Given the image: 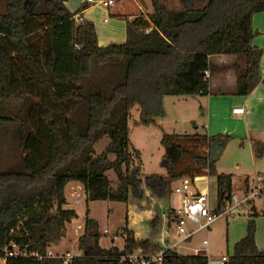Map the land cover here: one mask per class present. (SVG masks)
Segmentation results:
<instances>
[{"label":"trees","instance_id":"16d2710c","mask_svg":"<svg viewBox=\"0 0 264 264\" xmlns=\"http://www.w3.org/2000/svg\"><path fill=\"white\" fill-rule=\"evenodd\" d=\"M149 1L152 13L127 24L125 43L99 47L93 24L75 19L85 3L71 13L62 0H0V130L11 137L0 158V260L11 243L44 254L61 242L66 224L77 218L63 208L70 183L84 188L87 202L126 203L130 193L142 199L143 185L162 196L173 183L206 176L215 178L218 205L231 195L232 175L215 169L227 137L164 134L165 176L141 180L128 119L138 106V124L150 126L164 117L165 96L209 94L204 72L212 70V56L243 58L236 94L247 96L261 81L262 51L251 46V20L264 0H206L202 8L199 0H178L177 11ZM104 137L109 143L95 156L94 145ZM258 216L264 217V192L261 211L251 206L246 235L228 264H264V249L254 241ZM95 225L85 218L78 238L83 254L72 264H118L125 253L148 250L130 234L122 250L103 249L89 231ZM169 255L171 264H206L203 257ZM7 264L60 262L10 258Z\"/></svg>","mask_w":264,"mask_h":264},{"label":"rangeland","instance_id":"374dc122","mask_svg":"<svg viewBox=\"0 0 264 264\" xmlns=\"http://www.w3.org/2000/svg\"><path fill=\"white\" fill-rule=\"evenodd\" d=\"M141 1L145 2L144 4L143 2L141 3L143 11L145 13H152L150 1ZM160 2L168 11L180 10L178 0H160ZM205 4L206 0H199L197 8H202ZM237 59L236 61L244 64L243 58ZM227 90H229V88H227ZM178 99L180 98L178 97ZM163 100V109H165L164 112L166 116L164 113L163 118L155 119L153 125L142 126L138 124V106H135L130 111V117L128 119V139L133 148L140 154L139 176L141 179L148 175L165 176V169L162 166L164 151L161 146V138L164 134L172 135L193 132L192 124L188 122L194 115L197 117V114L190 100H188V102H178V105L174 103L183 100H177L176 97L172 96H165ZM223 126H226L227 130H231L234 123L226 119L222 126H220L221 130ZM239 130L237 132H240ZM5 132H7V130H5ZM258 132H260V130ZM217 136L228 138L225 149L219 158L220 164L225 169L224 172L229 170V172L235 175L233 178L234 185L232 191L238 198H242L244 194V180L246 179L243 174L247 173L252 179L255 178L257 174L262 173V171L264 172V166H260L262 160L254 159L252 155L249 154L245 145L244 148L246 150L243 151L240 142L234 139V135L230 133L220 132L215 135H208V137ZM10 140V135L7 136L0 130V158L2 154L5 153L7 143H9ZM108 141V138L104 137L94 145L95 156L102 153ZM257 149L258 147H256V150ZM253 153L254 155L256 154L255 150ZM110 159H112V157H110ZM235 164H239V169L234 168ZM106 177L110 186L116 189L118 182L114 173L112 171H107ZM206 177L209 178L210 200L212 205L215 206L217 204L216 183L213 177ZM178 184L179 181L171 184L170 188L166 190L162 196H159L143 185L142 189L144 195L142 199H137L130 193L126 203L111 201L86 202L84 200L81 206L72 204V198L69 196V186L67 185L64 189L67 204L64 205L63 208L75 211L77 218L66 224L65 237L58 244L51 246L50 250L52 254L60 255L66 252L73 253L76 256H81L83 254V252L79 250L78 238L84 233L86 215L88 218L95 221V227L89 228V231L98 235V244L103 249L115 247L118 250H122L128 234H130L135 241L147 242L148 252H152L166 245H172L179 240V237L175 232L174 221H170L167 214L169 209L174 205V200H176V197L173 195V190ZM77 186L81 187L79 184ZM78 197L80 198L81 195ZM252 205H255L257 209L256 212L259 214L262 206V199H255L251 204L239 207L236 213L231 217L218 220V222L214 223L208 232L204 231L195 235L187 247L182 245L180 248H174L173 251L181 255L190 254L192 252L185 248L197 247L202 239H208L210 254L212 256L215 257L224 254L232 256L234 243L240 239V236L244 234L247 227L248 216ZM141 207L143 209H141ZM225 221H227V223ZM260 221L263 222V220H255L254 222V239L258 244L263 245L264 222L263 224H259ZM105 230L106 232H104Z\"/></svg>","mask_w":264,"mask_h":264},{"label":"crops","instance_id":"0c3cea01","mask_svg":"<svg viewBox=\"0 0 264 264\" xmlns=\"http://www.w3.org/2000/svg\"><path fill=\"white\" fill-rule=\"evenodd\" d=\"M62 1L64 2L65 7L71 13L76 12L80 8V6L84 3L88 5V7L84 11L80 12L79 15L82 17L84 21L93 24L97 35V44L99 47H108L112 45H120L125 43L127 39V24L132 22L138 16L146 17L147 15L151 14L150 12L145 13L143 11L141 7L142 6L141 3L143 2L144 4L145 2L141 0H112L113 7H104L101 4V2L105 0H91V2H87V0H62ZM251 23H252L253 32L255 33V35L251 39V46L254 48H258L262 51V56L259 60V65H258V74L261 81L253 88V90L247 96H240L236 94L237 91L236 72L238 68L244 66V64H241L239 63V61H236L238 60L237 57L212 56L210 58V62L212 64V70L208 71V78H207L209 85V94H207L206 96L179 97L180 99L176 97L177 100H183V101H176L174 104L178 105L180 102H188V100H190L191 104H193V107L196 110L197 117H195L196 115H194V117H191L190 118L191 120H189L188 122L192 124V131H193L192 133L204 132L207 136L215 135L216 133H220V132L230 133L234 135L235 137L234 139L240 142L243 151L246 150L244 148L245 145L247 147L249 154L252 155V157L256 160L257 159L262 160L260 166L261 165L264 166V136H263L264 84L262 83V81H264V10L254 14ZM227 88H229V90H227ZM163 107H164V100H163ZM233 109H242V113L234 114L232 112ZM226 119L234 123V126L231 130H227L226 128L227 125L223 126L222 130L220 129V126H222V124L225 122ZM157 123L160 124L159 122ZM238 130L240 132H237ZM259 130L260 132H258ZM108 143L105 145V147L108 145ZM259 146H261V151L257 152L256 147ZM254 150L256 153L255 155L253 153ZM234 168L239 169V164H235ZM215 169L218 174L232 175V189H233V185H234L233 178L235 175L229 172V170L227 172H224L225 169L221 166L220 159H218V161L216 162ZM257 175H260L264 181L263 171L262 173ZM243 176L246 177V179L244 180V192H245L251 178L247 175V173L243 174ZM197 178L199 183L202 180H204L205 182H207L209 186L208 177H197ZM77 185H78L77 183L68 184L69 196L70 198H72L73 205H75L74 203L75 198L71 196V190L72 189H75L77 191L83 190L82 186L79 187ZM79 200H81L82 202L84 200L86 201V197L81 196ZM66 204H67V200H66ZM81 204L75 206H81ZM141 209L143 208L141 207ZM167 216L168 219L171 221V218L169 217L168 214ZM86 217L88 216L86 215ZM255 220L257 221L263 220L264 222V217L258 216L257 218H255ZM225 222L227 223V221ZM263 222L260 221L259 224H263ZM245 235H246V229L244 234L240 236L239 240L244 238ZM238 241H236L234 245ZM254 241H255V246L258 250L264 249V244L263 245L258 244L255 239Z\"/></svg>","mask_w":264,"mask_h":264},{"label":"built area","instance_id":"2783aa9c","mask_svg":"<svg viewBox=\"0 0 264 264\" xmlns=\"http://www.w3.org/2000/svg\"><path fill=\"white\" fill-rule=\"evenodd\" d=\"M91 2V0H87ZM104 7H113L112 0L102 1ZM78 23H82L83 19L80 15L75 16ZM205 79L208 78V71L204 72ZM234 114H241L242 109H233ZM195 178L193 180L183 179L174 188L173 195L176 197L174 205L169 209L168 215L175 223V232L179 240L172 245H166L148 252L143 248H137L131 252L125 253L117 258L118 264H171L169 253H175L174 248H180L182 245L190 244L195 235L200 232H208L214 223L220 219H227L236 213L237 209L243 205L251 204L255 199H262L264 192V181L260 175L252 178L243 194L242 198L231 193L221 205L218 202L212 205L209 195V186L207 182L202 180L200 183ZM79 195L86 197V192L75 189L71 190V196L75 198V205L82 203ZM106 232V230L104 231ZM210 244L208 239H202L197 247L185 248L192 253L183 255H192L203 257L206 264H228L230 256L227 254L220 256H212L210 254ZM79 256L66 252L64 254L53 255L48 249L44 254L28 251L26 246L19 247L16 243H11L4 249V256L0 260V264H7V259L21 258L42 261L45 259L57 260L60 264H72L73 260Z\"/></svg>","mask_w":264,"mask_h":264}]
</instances>
